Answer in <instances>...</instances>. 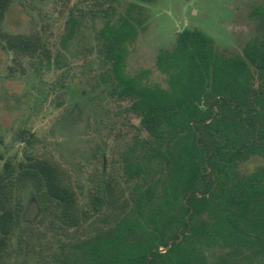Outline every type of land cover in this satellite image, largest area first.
<instances>
[{"label": "trees", "instance_id": "1", "mask_svg": "<svg viewBox=\"0 0 264 264\" xmlns=\"http://www.w3.org/2000/svg\"><path fill=\"white\" fill-rule=\"evenodd\" d=\"M13 1L0 0V49L52 67L66 65L63 50L82 18H101L94 44L84 47L99 58L106 93L128 99L126 112L139 124L121 154L124 182L106 174L101 158L100 180L85 200L67 168L36 148L35 132L16 131L21 156L0 154V264L15 250L14 241L35 251L45 237L55 244L41 253L49 264L261 263L264 165L248 172L240 166L264 159V9L242 53L219 52L199 29L179 31L172 47L157 54L160 83L147 69L126 70L138 34L137 2L120 12L119 0L73 4L62 48L53 53L40 32L2 29ZM71 69L58 74L60 86ZM27 196L36 201L35 223L25 219Z\"/></svg>", "mask_w": 264, "mask_h": 264}, {"label": "rangeland", "instance_id": "2", "mask_svg": "<svg viewBox=\"0 0 264 264\" xmlns=\"http://www.w3.org/2000/svg\"><path fill=\"white\" fill-rule=\"evenodd\" d=\"M80 0H14L2 22L11 33L40 32L55 53L61 47L70 7ZM132 2L141 20L140 31L130 45L127 71L151 70L150 80L163 83L164 76L155 67L160 46H171L185 28H197L212 37L219 52H241L242 46L257 35L262 16L256 7L264 0H119L118 12ZM83 7L87 4L81 3ZM101 18L87 14L77 36L63 50L66 65L61 68L36 63V58L15 59L11 50L0 49V154L21 156L23 144L15 139L19 128L26 127L38 137L36 148L59 160L75 184L82 188L81 199L100 180L102 164L114 181L123 183L121 154L131 141L139 118L123 110L128 100L111 97L101 84L99 58L88 50L95 42ZM38 64L36 67L35 65ZM71 66L70 78L62 87L58 74ZM84 97L79 99L78 93ZM4 159L0 157V169ZM264 159L254 157L240 166L245 172ZM35 199L27 196L25 219L35 223ZM35 243V251L17 246L6 264H49L41 253L52 250L51 238ZM54 244V245H53ZM40 253V255H39ZM259 264H264V259Z\"/></svg>", "mask_w": 264, "mask_h": 264}, {"label": "flooded vegetation", "instance_id": "3", "mask_svg": "<svg viewBox=\"0 0 264 264\" xmlns=\"http://www.w3.org/2000/svg\"><path fill=\"white\" fill-rule=\"evenodd\" d=\"M129 7V6H128ZM139 7H140V5H139ZM138 7V8H139ZM260 8H262L260 5L259 6H257L256 7V9L255 10H257V12L259 11V9ZM264 9V8H263ZM133 14L136 16V17H138L139 18V15L138 14H136V13H134L133 12ZM259 21H260V19H258V22L257 23H259ZM136 24H137V26H138V34H139V31H140V25H141V20H140V18H139V22H137L136 21ZM189 29H192V28H189ZM197 29V28H196ZM138 34H137V36H138ZM136 36V37H137ZM177 36V35H176ZM136 39V38H135ZM135 41V40H134ZM244 46V45H243ZM243 46H242V49H243ZM170 47H172V45L170 46ZM169 46H160L159 48H158V50H157V52H156V55H155V67L157 68V65H156V58H157V54H158V52H159V50L160 49H162V48H170ZM234 53H242V51L241 52H234ZM234 53H232V54H234ZM129 57V56H128ZM127 60H128V58H127ZM127 64H128V62H127ZM127 64H126V70H127ZM142 69H146V68H140V69H137V70H135L134 72H128V73H131V74H134V73H136L137 71H140V70H142ZM147 70H149V69H147ZM157 70L159 71V69L157 68ZM149 72L151 73V70H149ZM119 99H121V98H119ZM122 100H128V99H122ZM129 100H128V104H129ZM127 104V105H128ZM126 114L128 113V112H126V109L124 108V110H123ZM129 114V113H128ZM131 115H133V114H131ZM136 116V115H135ZM139 118V117H138Z\"/></svg>", "mask_w": 264, "mask_h": 264}, {"label": "water", "instance_id": "4", "mask_svg": "<svg viewBox=\"0 0 264 264\" xmlns=\"http://www.w3.org/2000/svg\"><path fill=\"white\" fill-rule=\"evenodd\" d=\"M166 249V247H164V248H160V250H162V251H164Z\"/></svg>", "mask_w": 264, "mask_h": 264}]
</instances>
